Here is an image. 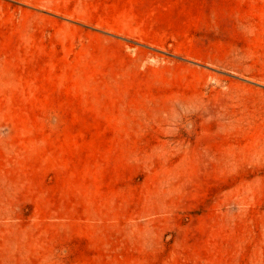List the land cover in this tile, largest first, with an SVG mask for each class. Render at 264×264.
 I'll use <instances>...</instances> for the list:
<instances>
[{
  "label": "rangeland",
  "instance_id": "1",
  "mask_svg": "<svg viewBox=\"0 0 264 264\" xmlns=\"http://www.w3.org/2000/svg\"><path fill=\"white\" fill-rule=\"evenodd\" d=\"M0 264H264V0H0Z\"/></svg>",
  "mask_w": 264,
  "mask_h": 264
}]
</instances>
